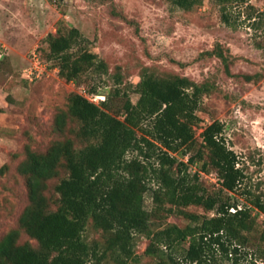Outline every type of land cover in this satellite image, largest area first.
Returning a JSON list of instances; mask_svg holds the SVG:
<instances>
[{
    "label": "trees",
    "instance_id": "trees-1",
    "mask_svg": "<svg viewBox=\"0 0 264 264\" xmlns=\"http://www.w3.org/2000/svg\"><path fill=\"white\" fill-rule=\"evenodd\" d=\"M170 1L190 10L204 0ZM214 1L223 22L234 25L233 8L249 0ZM246 8L251 25L263 27L264 11ZM46 40L61 77L80 85L87 82L84 76L109 75L114 92L101 103L72 92L54 118L60 137L45 151L27 147L18 171L25 177L28 204L18 227L0 240V264H135L141 260L140 236L149 239L143 254L153 260L148 264H257L248 259L247 248L255 243L257 215H264V194L246 188L244 167L227 143L222 121L202 128L201 143L197 138L202 122L197 111L209 86L145 68L133 102L118 87L122 74L110 75L107 62L84 45L88 39L77 27H59ZM217 56L230 72L222 49ZM99 87L89 92L99 95ZM118 95L123 104L113 113L111 101ZM210 169L220 184L214 190L200 178ZM147 191L151 210L145 206ZM171 215L188 223H171ZM91 231L99 237L91 238Z\"/></svg>",
    "mask_w": 264,
    "mask_h": 264
},
{
    "label": "rangeland",
    "instance_id": "rangeland-1",
    "mask_svg": "<svg viewBox=\"0 0 264 264\" xmlns=\"http://www.w3.org/2000/svg\"><path fill=\"white\" fill-rule=\"evenodd\" d=\"M248 4L264 11V0H249L233 8L236 22L227 25L214 0H204L190 10L170 0H0V168L7 164L0 173V240L18 227L28 204L25 177L18 171L27 147L45 151L60 137L54 118L59 109H66L72 92L95 103H101L108 91L114 92L109 75L84 76L87 82L80 85L59 75L46 40L59 27L80 30L88 39L84 45L107 62L110 75L122 74L123 84L118 87L128 91L133 102L139 98L136 86L145 68L206 83L210 91L197 111L202 118L196 128L199 143L203 127L222 121L227 143L244 167L246 188L264 194V26L251 25ZM220 49L228 57L230 72L217 56ZM94 86H100L99 95L89 92ZM122 99V95L113 97L110 111L119 113ZM195 169L192 166L189 171ZM200 178L210 190L220 187L213 169L202 172ZM145 206L153 207L150 191L145 193ZM188 209L213 213L201 206ZM168 221L188 223L175 215ZM90 237L99 234L91 231ZM22 238L28 237L23 234ZM253 241L247 248L248 259L264 264L263 214L257 215ZM148 244L145 236L138 238L141 260L135 264L153 262L143 255Z\"/></svg>",
    "mask_w": 264,
    "mask_h": 264
}]
</instances>
